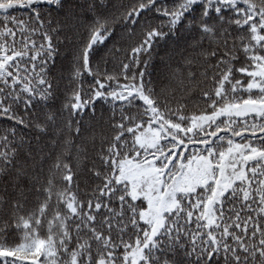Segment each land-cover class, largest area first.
Here are the masks:
<instances>
[{
	"label": "snow or ice",
	"instance_id": "snow-or-ice-1",
	"mask_svg": "<svg viewBox=\"0 0 264 264\" xmlns=\"http://www.w3.org/2000/svg\"><path fill=\"white\" fill-rule=\"evenodd\" d=\"M0 264H264V0H0Z\"/></svg>",
	"mask_w": 264,
	"mask_h": 264
}]
</instances>
